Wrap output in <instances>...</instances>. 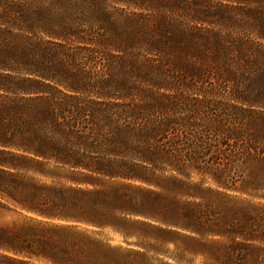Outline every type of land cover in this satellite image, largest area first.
Instances as JSON below:
<instances>
[{
    "label": "trees",
    "instance_id": "trees-1",
    "mask_svg": "<svg viewBox=\"0 0 264 264\" xmlns=\"http://www.w3.org/2000/svg\"><path fill=\"white\" fill-rule=\"evenodd\" d=\"M0 264H264V0H0Z\"/></svg>",
    "mask_w": 264,
    "mask_h": 264
},
{
    "label": "rangeland",
    "instance_id": "rangeland-1",
    "mask_svg": "<svg viewBox=\"0 0 264 264\" xmlns=\"http://www.w3.org/2000/svg\"><path fill=\"white\" fill-rule=\"evenodd\" d=\"M11 152H14V153H18V154H23L22 152H20V151H17V150H14V149H11ZM24 155H26L28 158H34L32 155H30V154H24ZM35 159V158H34ZM33 166V168H35V164L34 165H32ZM23 175H26L27 177H33L34 179H35V174L34 173H32V172H30V173H27V174H25V173H23V172H21ZM27 213H25V212H21V213H15V212H4L3 214H2V220L4 221V222H15V221H19V220H21L22 218H23V216H25ZM116 240L117 241H119L120 239L119 238H117L116 237ZM170 252L172 251V248H170V250H169ZM155 259H157V260H161V261H168V262H170L171 263V261L170 260H168L167 258H163V257H158V256H155L154 257Z\"/></svg>",
    "mask_w": 264,
    "mask_h": 264
}]
</instances>
